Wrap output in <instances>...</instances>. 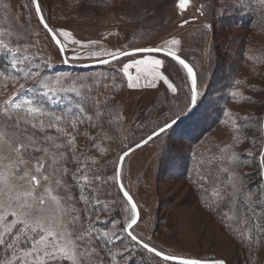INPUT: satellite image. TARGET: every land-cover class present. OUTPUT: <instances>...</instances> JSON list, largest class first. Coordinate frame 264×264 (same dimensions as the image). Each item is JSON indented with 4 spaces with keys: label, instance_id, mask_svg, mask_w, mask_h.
I'll return each mask as SVG.
<instances>
[{
    "label": "snow or ice",
    "instance_id": "1",
    "mask_svg": "<svg viewBox=\"0 0 264 264\" xmlns=\"http://www.w3.org/2000/svg\"><path fill=\"white\" fill-rule=\"evenodd\" d=\"M31 2L57 50L61 54L71 51L62 56L63 63L84 58L119 64L115 72L122 74L127 88H140L142 80L151 88L162 82L175 95L177 85L161 70L165 59L171 58L185 73L180 91L186 87L187 92L178 110L138 141L133 136L125 143L128 138L121 128L126 116L113 102L114 96L107 94L124 86L117 84L114 75L48 76L43 70L49 58L33 53L34 45L17 44L11 39L12 31L0 27V50L12 54V74L0 71V264H136L138 248L161 264H227L222 258L209 261L165 252L136 233L140 212L123 180L126 158L195 116L207 101L196 71L173 47L181 41L173 37L160 47L93 51L98 41L85 43L71 31L53 28L40 0ZM236 3L252 6L251 0ZM190 4L191 0H177L176 7L183 15ZM256 6L264 14V0H256ZM203 9L201 5V15ZM188 23L184 20L180 26ZM69 45L78 47L70 49ZM140 53H162L164 58H136ZM64 99L68 105L62 110L49 107ZM224 117L220 123L230 131V140L191 152L188 178L203 206L219 217L234 239L251 247L259 245L264 235V122L252 128L249 137L246 133L254 118L235 116L232 111H225ZM117 142L120 152L106 160ZM246 142L250 148L245 153L237 151ZM245 167L255 168V186L247 183L252 173H246ZM121 211L122 218L117 219L114 213Z\"/></svg>",
    "mask_w": 264,
    "mask_h": 264
},
{
    "label": "rangeland",
    "instance_id": "2",
    "mask_svg": "<svg viewBox=\"0 0 264 264\" xmlns=\"http://www.w3.org/2000/svg\"><path fill=\"white\" fill-rule=\"evenodd\" d=\"M40 3L53 28L71 31L75 39L85 43L98 41L93 51L160 47L173 37L181 41L179 46L173 47L194 67L207 101L195 116L126 159L123 180L140 210L135 231L165 252L209 261L222 258L227 264H264V235L259 245L252 243L251 247L247 242L234 239L219 217L203 206L188 178L191 152L206 151L230 140V131L220 123L225 111L254 118L246 133L249 137L252 128L264 122V21H260L264 14L256 6V0H251L252 6L243 7L236 0H191L183 15L176 7L177 0H40ZM201 5H204L203 15ZM252 16L256 20L251 21ZM184 20L189 23L181 27ZM205 25L212 27L208 29ZM0 27L12 31L11 39L17 44L34 45L33 53L49 58V66L43 70L48 76L114 75L117 84L124 86L107 94L114 96L113 102L126 116L121 128L122 135L128 138L125 143L133 136L138 141L171 111L178 110L187 92L186 87L180 91L185 84V73L171 58L165 59L161 70L177 85L175 95L166 91L162 82L151 88L145 87L142 80L140 88H127L122 74L115 72L119 64L64 67L62 54L39 24L31 0H0ZM75 47L78 46L69 45L70 49ZM66 55H71V51ZM149 56L164 58L157 53H140L136 58ZM249 56L256 59L249 60ZM11 59L12 54L0 50V62L6 65L8 74L12 71ZM92 62L96 61L82 58L70 63ZM27 86L30 87L31 82ZM8 91L13 88L10 86ZM233 91L242 95L233 97ZM67 105L64 99L49 107L58 111ZM84 143L81 141V145ZM111 147L113 151L106 160L115 159L120 152L118 142ZM249 148L246 142L237 151L245 153ZM100 164L103 165L104 160H100ZM244 171L252 173L247 183L255 186L258 180L255 168L245 167ZM114 215L121 219L122 211ZM100 218L105 219V216L101 214ZM123 243L129 242L124 240ZM116 245L122 250L120 241H116ZM134 254L136 264H161L142 248L136 249Z\"/></svg>",
    "mask_w": 264,
    "mask_h": 264
},
{
    "label": "water",
    "instance_id": "3",
    "mask_svg": "<svg viewBox=\"0 0 264 264\" xmlns=\"http://www.w3.org/2000/svg\"><path fill=\"white\" fill-rule=\"evenodd\" d=\"M50 36V35H49ZM133 50V49H132ZM129 51H131V50H129ZM157 54H161V55H163L162 53H157ZM63 55H66V53L65 54H62V56ZM182 57V56H181ZM183 58V57H182ZM185 59V58H184ZM186 60V59H185ZM187 62H189L188 60H186ZM190 63V62H189ZM65 65H67L68 67H73V68H91V67H95V66H102V65H105V64H101V63H98V62H92V63H85V64H72V63H64ZM191 64V63H190ZM193 67V66H192ZM194 68V67H193ZM195 70V69H194ZM185 119H187V118H185ZM184 119V120H185ZM127 159V158H126ZM138 209H139V207H138ZM139 212H140V210H139ZM139 222V221H138ZM211 261V260H210Z\"/></svg>",
    "mask_w": 264,
    "mask_h": 264
},
{
    "label": "trees",
    "instance_id": "4",
    "mask_svg": "<svg viewBox=\"0 0 264 264\" xmlns=\"http://www.w3.org/2000/svg\"><path fill=\"white\" fill-rule=\"evenodd\" d=\"M262 15H263V14H262ZM253 19L256 20V18H254V16L251 17V21H252ZM260 21H261V22L264 21V16H262V18L260 19ZM2 64H3V62H0V70H1V71H4V72H8V71H7V67H5L6 65H2ZM63 64H64V63H63ZM64 67H67V68H73V67H68V66L65 65V64H64ZM73 69H74V68H73ZM11 74H12V71H11ZM60 110H62V108L58 109V111H60ZM188 119H189V118L185 119L184 121H186V120H188Z\"/></svg>",
    "mask_w": 264,
    "mask_h": 264
}]
</instances>
